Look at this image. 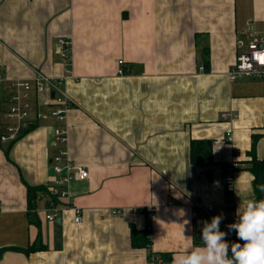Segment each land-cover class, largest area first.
<instances>
[{"label":"crops","instance_id":"obj_1","mask_svg":"<svg viewBox=\"0 0 264 264\" xmlns=\"http://www.w3.org/2000/svg\"><path fill=\"white\" fill-rule=\"evenodd\" d=\"M250 27L264 37V0H0V84L63 76L58 39H71L66 148L88 170L68 183L84 221L74 223L60 198L59 216L47 220L53 129L62 122L44 91L34 104L45 117L0 143V264H172L202 244L203 222L217 215L229 237L239 206L257 199L246 168L253 133L264 159V79L227 76ZM192 139L211 141L210 175L190 161ZM232 162L228 191L222 165L227 173ZM27 185L52 195L38 191L29 207ZM195 199L211 211L194 216ZM147 225L151 260L130 244L131 227Z\"/></svg>","mask_w":264,"mask_h":264},{"label":"built area","instance_id":"obj_2","mask_svg":"<svg viewBox=\"0 0 264 264\" xmlns=\"http://www.w3.org/2000/svg\"><path fill=\"white\" fill-rule=\"evenodd\" d=\"M249 40L244 49L239 52L232 66L227 71L230 80L237 78H254L264 79V37L259 36L252 27L248 29ZM58 53L63 57L67 68L65 74L59 78L45 75L41 72L36 73L31 78L9 79L5 85L0 84V143L15 141L26 131L31 129L40 118H44L45 114L36 109L35 104L39 95L44 91L52 92V108L49 114L56 118L61 125H57L53 129L54 143L58 145V149L50 158L51 166L55 174V184L51 191L55 197L65 200L68 209L73 212V222L82 223L84 217L80 207L69 204L68 183L73 179L83 180L88 176V170L81 165L74 164L69 158L66 148L67 143V124L66 113L72 106L73 100L65 90L63 83L70 74L68 65L70 64L71 39L68 37H60L58 39ZM119 68L118 74H124V61L117 60ZM199 71H204V65L199 64ZM2 81V79H1ZM35 103V104H34ZM223 118L230 117V113L223 112ZM231 139L230 133H227ZM237 167L236 162H232L227 167V173L224 177V183L228 191L231 190L232 177L231 171ZM193 215H197L196 209H202L210 212L211 203H205L199 200L193 201ZM62 207L56 204L52 199L48 203L45 218L47 220H55ZM145 212L149 217L153 216L154 209L146 207Z\"/></svg>","mask_w":264,"mask_h":264},{"label":"clouds","instance_id":"obj_3","mask_svg":"<svg viewBox=\"0 0 264 264\" xmlns=\"http://www.w3.org/2000/svg\"><path fill=\"white\" fill-rule=\"evenodd\" d=\"M236 215L237 220L228 229L236 232L242 244H229L227 233L220 230L223 217L217 215L211 222H203L202 244L188 246L172 264H264V198L247 200Z\"/></svg>","mask_w":264,"mask_h":264},{"label":"trees","instance_id":"obj_4","mask_svg":"<svg viewBox=\"0 0 264 264\" xmlns=\"http://www.w3.org/2000/svg\"><path fill=\"white\" fill-rule=\"evenodd\" d=\"M202 53L205 59L204 62L207 64L208 52H206V48L202 50ZM258 136H259L258 133H253L251 135V145L248 151V154L250 155V159L247 162L248 165L246 164L247 165L246 168L249 169V171L253 174L252 186L257 200L264 198V159H258L255 153V145ZM190 161L194 164L205 167L207 174L210 175V166L214 164L211 141L205 139H192L190 142ZM222 169H223L222 176L225 177L226 169L224 165H222ZM38 191H42L44 193H48L49 195H52L50 194V192H48L45 189L44 186L39 185L32 187L27 185L29 207H34L33 198L36 197ZM51 199L54 202H58L57 197L53 195ZM148 226L149 225L141 229L132 226L130 229V244L132 247H146L148 250V258L151 260L152 251L150 249V235L148 231L149 228ZM226 240L229 242V244H231L232 242H239L241 244L243 243V241L238 240L236 232L234 230L233 233L226 238ZM33 249H34L33 246L16 248V250H23L24 252H29ZM4 250L5 248H0V256ZM229 255H231L230 249H229ZM167 257H169V255Z\"/></svg>","mask_w":264,"mask_h":264}]
</instances>
